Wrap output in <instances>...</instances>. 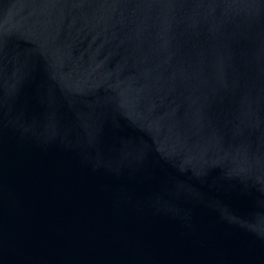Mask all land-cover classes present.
I'll use <instances>...</instances> for the list:
<instances>
[{
	"label": "water",
	"instance_id": "95a60500",
	"mask_svg": "<svg viewBox=\"0 0 264 264\" xmlns=\"http://www.w3.org/2000/svg\"><path fill=\"white\" fill-rule=\"evenodd\" d=\"M0 264H264V0H0Z\"/></svg>",
	"mask_w": 264,
	"mask_h": 264
}]
</instances>
